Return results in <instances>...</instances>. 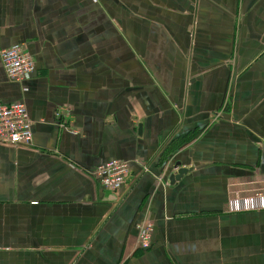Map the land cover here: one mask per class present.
<instances>
[{
  "label": "crops",
  "instance_id": "crops-1",
  "mask_svg": "<svg viewBox=\"0 0 264 264\" xmlns=\"http://www.w3.org/2000/svg\"><path fill=\"white\" fill-rule=\"evenodd\" d=\"M22 43L36 67L14 83L1 52ZM15 102L33 143H0V264H264V207L247 208L264 192V0H0ZM112 160L131 162L117 193L90 176ZM178 163L192 171L170 186Z\"/></svg>",
  "mask_w": 264,
  "mask_h": 264
},
{
  "label": "built area",
  "instance_id": "built-area-1",
  "mask_svg": "<svg viewBox=\"0 0 264 264\" xmlns=\"http://www.w3.org/2000/svg\"><path fill=\"white\" fill-rule=\"evenodd\" d=\"M1 60L9 81L22 83L31 78L36 64L28 51L26 44H16L1 52ZM57 120L67 119L68 109L56 112ZM33 124L27 106L23 102L10 105H0V143L12 147H30L33 143ZM65 127V126H64ZM139 161L136 160L135 163ZM144 171H148L144 169ZM90 176L99 181L103 188L111 193L119 192L131 176V162L112 160L99 165L90 173ZM245 201V200H243ZM264 203H248L247 208L258 209ZM253 205V206H252ZM244 202H233L231 211H242ZM154 225L144 221L137 225V247L147 250L152 243Z\"/></svg>",
  "mask_w": 264,
  "mask_h": 264
},
{
  "label": "water",
  "instance_id": "water-1",
  "mask_svg": "<svg viewBox=\"0 0 264 264\" xmlns=\"http://www.w3.org/2000/svg\"><path fill=\"white\" fill-rule=\"evenodd\" d=\"M142 126H139V130H141ZM175 172L170 176L169 184L170 186H174L177 182H179L184 175L192 171V168H182L178 163L175 165Z\"/></svg>",
  "mask_w": 264,
  "mask_h": 264
},
{
  "label": "rangeland",
  "instance_id": "rangeland-1",
  "mask_svg": "<svg viewBox=\"0 0 264 264\" xmlns=\"http://www.w3.org/2000/svg\"><path fill=\"white\" fill-rule=\"evenodd\" d=\"M248 201H250L251 202V204L252 203H256V201H259L260 203H264V192L262 191V192H260V193H258L257 194V196H254V197H252V198H249V199H247ZM236 200H233L232 202H231V204H233V202H235ZM250 202H248V203H250ZM231 204H230V206H231ZM264 204H261L260 206H263ZM229 206V207H230ZM253 206V205H252ZM233 212V211H232ZM154 231V230H153ZM137 235H138V231H137ZM153 237V236H152ZM151 246H152V243H151ZM151 246H150V248H151ZM149 248V249H150ZM141 250V249H140ZM148 250V249H147ZM143 251H145V250H143Z\"/></svg>",
  "mask_w": 264,
  "mask_h": 264
}]
</instances>
